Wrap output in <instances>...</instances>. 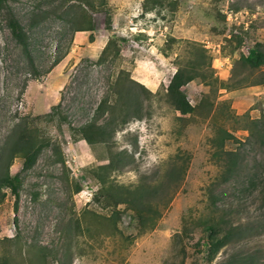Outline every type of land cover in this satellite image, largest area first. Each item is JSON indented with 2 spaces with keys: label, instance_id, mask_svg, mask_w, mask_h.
I'll use <instances>...</instances> for the list:
<instances>
[{
  "label": "rangeland",
  "instance_id": "obj_1",
  "mask_svg": "<svg viewBox=\"0 0 264 264\" xmlns=\"http://www.w3.org/2000/svg\"><path fill=\"white\" fill-rule=\"evenodd\" d=\"M104 1L112 31L101 0H10L30 37L31 59L0 11V174L19 124L47 140L30 170L22 171L21 157L9 167L23 185L18 194L0 191V264H264V148L248 143L244 117H261L264 86L192 82L183 90L196 111L187 116L165 99L173 74L191 57L188 42L207 50L215 76L227 83L240 55L264 46V0ZM84 12L95 20L93 33L74 31L87 26ZM111 36L116 46L100 62ZM263 78L264 67L251 80ZM127 86L142 102L130 112ZM55 106L57 115L45 118ZM95 120L110 123L107 142L84 140L82 129ZM221 131L238 141L221 144ZM229 151L240 166L225 182ZM176 156L186 171L145 231L126 205H114L104 191L94 196L99 166L114 163L115 185L133 187L163 182ZM214 223L224 230L219 238L230 224L242 234L216 249L206 230Z\"/></svg>",
  "mask_w": 264,
  "mask_h": 264
},
{
  "label": "trees",
  "instance_id": "obj_2",
  "mask_svg": "<svg viewBox=\"0 0 264 264\" xmlns=\"http://www.w3.org/2000/svg\"><path fill=\"white\" fill-rule=\"evenodd\" d=\"M10 0H0V11L6 12V20L8 28L12 34V37L16 43L24 50V53L31 59L30 53V37L27 34L25 27L22 25L18 17L9 9ZM106 2L101 0L99 3L101 8L96 7L95 3H90L91 7L98 8L100 11L104 12L106 17V27L108 31H112V17L106 9ZM104 7H103V6ZM80 6L79 8H81ZM78 8V7H77ZM83 8V7H82ZM81 8V9H82ZM82 12L84 11L81 10ZM84 19L88 17V14L84 12ZM96 30V23L93 17L89 16L87 20V26H77L74 31H90L93 33ZM91 42L94 41V38L91 34ZM117 38L111 36L106 47L103 50V53L100 57V62H103L108 55V51L115 47V41ZM188 45L192 47L191 57L187 60L185 65H179L176 72L173 74L170 83L166 89V100L177 112H180L181 115L187 116L192 115L196 111V107L193 106L188 99L187 94L184 92L183 88L189 85L192 82L198 81L204 86L215 87L218 86L220 89L230 90V84L237 79L233 88L240 86H264V78L260 80H251L256 73L262 71L264 67V46L262 44H256L255 47L250 48L248 54H241L238 61L235 63V66L240 67L242 71L237 73L234 69V75L230 78L229 81H221L217 76H215V70L212 68V62L207 54V50L204 48H199L196 43L188 42ZM242 78H238L239 75ZM131 84H139L138 82H130ZM143 89L147 90L144 85L139 84ZM126 95V106L128 112L130 109H136L139 105H142V102H138V96L134 93L133 89L130 86H127L124 89ZM124 95V94H123ZM125 97V96H124ZM59 106H55L52 109V113L48 114L45 118L52 119L54 115H57ZM105 109L102 108L100 111L103 114ZM55 113V114H53ZM137 115V114H136ZM136 117V116H134ZM248 119V127L246 128L249 131L248 143L251 145H257L258 147L264 148V111L258 119H252L249 115L244 116ZM141 118V116H139ZM37 120L42 119V117L36 118ZM127 120H124V122ZM126 123V122H125ZM110 123L106 125H98L97 120L87 124L82 131H84V140L89 144H93L98 139L101 142H107L108 138L111 135L109 130ZM221 144L226 140L238 141L234 135L229 132L221 131ZM12 140L5 146L3 155H7L8 161L7 166H5L4 171L0 174V191L4 188L10 189L15 194H18L20 188L22 187V180L20 174L11 176L9 173V167L12 164L13 160L17 157H21L23 162L22 171L30 170L36 163L39 154L41 153L43 146L47 145L45 140L39 139L37 132L32 130L29 127L28 123H21L17 126V129L11 135ZM228 157L227 172L225 177V182L230 181L236 177L237 171L240 166V156L236 151L226 152ZM58 160L61 163H64L62 152L59 149ZM57 160V161H58ZM180 158L176 156L170 163L169 168L163 175V182L156 181H143L138 186L127 187L115 185L114 180L112 179V173L115 171V164L110 162L107 165L99 166L94 174V178L97 180L100 186V190L96 192L94 196H99L106 192L109 200L114 205H126L129 210L133 212V219L137 221L141 231H145L148 228L152 227L155 224L157 217L160 215L161 206H166L171 198H167L168 189L172 186H178L181 182L183 175L185 173V167L180 165ZM254 179H250L251 184H254ZM261 196V206L263 209L262 216V233L264 234V180L261 182L260 189ZM77 192L80 191V188L77 187ZM166 199V202H164ZM206 230L209 232L210 240L213 244V247L220 249L221 247L232 243L234 234L238 233L241 230L239 226L234 227L233 224H230L228 230L219 238L220 235L224 232L220 224H209L207 225ZM248 264V263H244ZM254 264V263H250Z\"/></svg>",
  "mask_w": 264,
  "mask_h": 264
},
{
  "label": "crops",
  "instance_id": "obj_3",
  "mask_svg": "<svg viewBox=\"0 0 264 264\" xmlns=\"http://www.w3.org/2000/svg\"><path fill=\"white\" fill-rule=\"evenodd\" d=\"M255 87H263V86H255ZM258 119V118H257Z\"/></svg>",
  "mask_w": 264,
  "mask_h": 264
}]
</instances>
